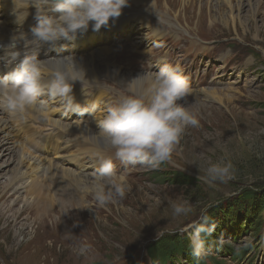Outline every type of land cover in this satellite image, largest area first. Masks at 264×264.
<instances>
[{"label":"rangeland","instance_id":"374dc122","mask_svg":"<svg viewBox=\"0 0 264 264\" xmlns=\"http://www.w3.org/2000/svg\"><path fill=\"white\" fill-rule=\"evenodd\" d=\"M155 1L160 11L153 15V21L207 48L198 50L200 57L210 61L216 74L226 80V85L213 88L233 87L224 93L234 99L224 104L201 100V107L194 103L196 107L191 109L199 114V127L185 129L170 161L157 168L145 165L136 176L125 175L130 190L117 204L98 207L91 194L85 193L86 203L93 209L62 214L55 206V213L38 220L34 212L12 204L13 197L7 195L0 201V264H166L177 259L171 252L176 249L171 244L174 240L179 238L190 250L189 226L202 216L215 223L211 237H206V251L215 252L206 258L208 261L237 264L226 257L224 247L229 246L235 251L248 249L246 259L239 264H264V230L259 234L264 227V24L260 22L264 0H257L261 7L255 17L243 12L233 25L228 20L224 24L210 9L221 2L226 10L222 0H198L195 4L189 0ZM203 4L207 8L201 9ZM242 70L246 72L243 76L240 73L242 79L229 86ZM6 158L1 157L0 163ZM220 160L233 165V178L210 186L204 180V168L208 162ZM173 174L193 182L176 183ZM261 196L260 212L248 214L252 210L249 203ZM181 202L191 204L192 213L175 216L172 205ZM6 203L12 208L7 210ZM235 227L239 229L232 230ZM69 231L79 236L77 242L67 238ZM80 243L91 245L86 256L73 250Z\"/></svg>","mask_w":264,"mask_h":264},{"label":"clouds","instance_id":"9594fccd","mask_svg":"<svg viewBox=\"0 0 264 264\" xmlns=\"http://www.w3.org/2000/svg\"><path fill=\"white\" fill-rule=\"evenodd\" d=\"M128 4L129 0H13L18 24L22 25L29 15V5L35 7L33 19L36 23L30 28L31 39L18 30L8 44L0 45L4 53L0 61L6 66L15 65L0 76V109L22 122L29 111L42 115L48 110L49 105L43 97L59 100L66 111L94 110V105L91 109L82 106L73 94L74 84L86 77L75 56L41 60L38 53L42 44L55 46L61 40L74 41L89 27L93 31L107 27L110 19L118 18ZM21 41L22 49L18 48ZM137 81L148 84L141 93L134 89ZM129 90L131 94H121L107 107L103 118L97 121V131L90 137V142L96 145L93 155L99 164L93 181L75 186L80 193L91 194L98 207L119 203L130 190L125 175L117 172L113 157L105 155V150L114 149L115 159L122 163L157 168L171 160L187 127H199L198 112L182 103L191 89L178 66L166 64L154 76L140 74L129 81ZM204 172L205 182L212 186L217 181L231 180L233 165L225 160L208 162ZM60 206L62 214L78 208L93 209L91 204H74L70 196L63 197ZM172 209L177 217L193 211L191 204L185 202L174 203ZM189 227L191 255L199 258L206 253V237L215 230V223L210 217L202 216ZM65 234L70 240L74 236L70 231ZM160 235L163 233H157ZM73 250L78 256H86L91 245L80 243Z\"/></svg>","mask_w":264,"mask_h":264},{"label":"bare ground","instance_id":"6f19581e","mask_svg":"<svg viewBox=\"0 0 264 264\" xmlns=\"http://www.w3.org/2000/svg\"><path fill=\"white\" fill-rule=\"evenodd\" d=\"M197 1L198 0H189L188 2L195 4ZM222 1L226 6V10L221 6V2L213 4L212 7L210 6V9L216 11V13L220 15L224 24H226L228 20L233 25L243 12H247L251 17H255L257 13H259L261 7L260 2L257 0ZM155 3V0H129L128 6L124 7L122 10L121 15L131 16L130 20L136 22L135 28L141 33L135 37L138 43L145 41L147 32L152 35L156 42H158V40L165 42L167 39V35L163 33V27L157 26L155 28L152 22L153 15L160 11V9L155 6ZM13 7V0H0V45L8 44L12 34L18 30L27 33L28 38L31 39L30 28L35 24L33 19L35 7L29 5L27 9L29 15L22 25L17 23L16 16L13 13ZM203 7L207 8V5L203 4L201 9H203ZM207 11L210 10L208 9ZM164 15L170 16L166 12ZM225 17H227V19ZM239 22L242 26H245L244 22L241 20ZM260 22L263 25L264 19ZM85 36L92 38V35L89 33L85 34ZM49 46L51 45H41L38 59L44 60L52 57V55L46 57L48 53L47 48ZM189 47L193 48V51L198 49L197 44L193 41L189 43ZM18 48H23V41L18 44ZM108 50V47L103 46L99 47L95 54L91 52L86 55L75 56L79 64L85 70L86 77L83 80L96 79L99 76L109 77L114 79L115 82L120 83L123 90L130 92L129 81L131 79L140 74L145 77L155 75L154 72L128 73L116 66L106 64L101 66L96 63V58L100 57L101 53L108 52ZM3 54V50L0 49V56ZM249 63L250 61L248 60L245 64L248 65ZM6 67L8 68L7 70H0V76L4 75L5 72L9 71L11 68V66ZM240 73H242V76L246 74L245 70L238 71L237 78L232 81L229 86L237 84V81L242 79ZM217 77H221V75L217 74ZM239 77L241 78L239 79ZM147 86L148 84L146 81H137L134 85V89L137 93H141ZM221 89L222 88H208L191 91L182 103H187L186 105L190 108H193L195 104H197V107H201L199 103L201 100L216 101L218 104L230 103L234 97L231 94L224 93V90L233 89V87L227 86L226 89ZM91 98L94 99V103L98 108L106 105V100L101 96L94 94ZM42 99L48 103V110L42 115L29 111L23 122L18 117L0 109V158L3 156L7 157L0 163V201L4 200L7 195H10V197H13L11 200L12 204H19L22 210L34 212L33 216L38 220H41L43 216H49L55 213V206L61 208V199L63 197L67 198L69 194L71 195L70 197L73 198L74 204L76 202L81 206L87 204L84 198L85 193L82 194L77 191L75 186L80 182L91 183L94 175L92 173L77 174L76 171L70 167L57 164L51 159L29 151L24 146L22 137L43 154L62 152L66 146L70 145L71 148L67 153L60 154L59 156L63 161L66 160L68 156H87L91 152L76 131L84 134L86 136L85 141L96 148V145L90 142V137L95 133L94 131L81 128L71 129V123L77 121L76 117L71 116L69 113L63 116L57 111L53 105H61L62 103L59 100L49 99L48 97H43ZM20 124L26 126H19ZM36 125H39L41 129L51 130L47 133L49 136L64 135V148L53 143L47 144L33 140L27 129L30 128V132L33 134L37 132L36 130L38 127ZM47 127H50V129H47ZM107 150L113 151L114 149ZM3 179L4 181L1 182ZM74 194H78V197L75 198ZM5 208L9 210L12 206L10 208V203L9 205L6 203ZM77 212H79V208ZM69 214H71V212ZM78 240L76 235L71 239L72 242H77Z\"/></svg>","mask_w":264,"mask_h":264},{"label":"trees","instance_id":"16d2710c","mask_svg":"<svg viewBox=\"0 0 264 264\" xmlns=\"http://www.w3.org/2000/svg\"><path fill=\"white\" fill-rule=\"evenodd\" d=\"M173 179H176V183H179V184H185V183L186 184H191L193 182V179H191V178H188V179L181 178L180 174H178L176 177L173 174ZM262 198H263V196H261V197H259L257 199L255 198L256 201L249 203L252 210L250 212H248V214L254 215V214H258L260 212V208H261V206L263 204ZM236 229H239V228L238 227L232 228V230H236ZM261 231H262V228L259 230V232H261ZM207 237H211V236H207ZM182 239H183V237H182ZM215 243H216V241H215ZM171 244L176 248L173 251H171L172 255H182V254L185 253V249L189 248L188 244H185V247H186L185 248L184 244L182 245V241H180L179 238H178V240H174ZM228 245H230V244H228ZM175 250H176V252L174 253ZM154 258H156V257H154Z\"/></svg>","mask_w":264,"mask_h":264}]
</instances>
